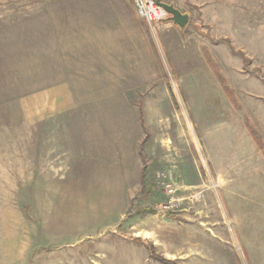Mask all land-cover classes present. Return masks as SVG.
I'll use <instances>...</instances> for the list:
<instances>
[{
	"label": "rangeland",
	"instance_id": "rangeland-1",
	"mask_svg": "<svg viewBox=\"0 0 264 264\" xmlns=\"http://www.w3.org/2000/svg\"><path fill=\"white\" fill-rule=\"evenodd\" d=\"M92 1L0 0V124L21 160L0 175V264H264V0H214L171 57L152 40L149 79L69 71L64 28Z\"/></svg>",
	"mask_w": 264,
	"mask_h": 264
},
{
	"label": "crops",
	"instance_id": "crops-1",
	"mask_svg": "<svg viewBox=\"0 0 264 264\" xmlns=\"http://www.w3.org/2000/svg\"><path fill=\"white\" fill-rule=\"evenodd\" d=\"M163 1L173 3L179 10L188 13L189 19L184 28H179L173 23L171 25L164 23L165 25H161L156 29V38L151 34L144 20H141L137 15L131 0H93L90 4L79 6L78 13L82 17L80 16L77 27L64 28L66 32L63 35L64 37H62L68 40L62 53L64 55L77 56V59L74 57L72 59L76 60L78 69L73 66L68 68L69 71L93 72L92 74L83 75L102 78L149 79L159 75L160 73L155 69L156 51L152 42L159 40L160 46L164 47L170 57L175 55L173 53H176L178 51L177 48L182 46V41L178 37L188 26L192 15L194 13L201 14L203 19L209 21L206 16L211 14L209 13V7L214 2V0ZM212 13H215L212 21L229 23L227 20L230 17L223 15L224 13L220 12V10H214ZM196 19H198V16ZM233 19L238 20L239 15L238 18ZM194 24L198 25L199 22H194ZM145 25L147 29L144 27ZM171 37L174 38L172 39ZM30 39L31 41L33 40V44L29 43L32 49L36 42L35 40H37V33L35 28L32 27L30 28ZM34 50L33 48V52ZM29 59L35 61L32 55ZM151 62H153V68ZM30 67H32V64ZM30 76L36 75L30 74ZM38 124V109L37 105L34 104L33 108L31 107L29 117L30 140L32 137H36ZM6 128L7 125L5 123L0 124V175H3V183L6 180L5 174L8 171L12 173L21 172L20 151L18 153V170L14 168V154H11L9 159L7 158L9 153L7 154L5 145L7 140ZM11 131L9 130L8 132L11 134ZM13 140V137L9 138L10 142ZM34 159L35 157H32L30 153V167L32 165L36 167Z\"/></svg>",
	"mask_w": 264,
	"mask_h": 264
},
{
	"label": "built area",
	"instance_id": "built-area-1",
	"mask_svg": "<svg viewBox=\"0 0 264 264\" xmlns=\"http://www.w3.org/2000/svg\"><path fill=\"white\" fill-rule=\"evenodd\" d=\"M134 8L136 10L137 15L144 20L146 25L151 31H155L157 27L169 21L168 13L155 3L154 0H132ZM166 190L170 193L173 191L171 184H165ZM200 197V192L197 193ZM172 198L169 197L168 204L165 207H168L171 204Z\"/></svg>",
	"mask_w": 264,
	"mask_h": 264
},
{
	"label": "water",
	"instance_id": "water-1",
	"mask_svg": "<svg viewBox=\"0 0 264 264\" xmlns=\"http://www.w3.org/2000/svg\"><path fill=\"white\" fill-rule=\"evenodd\" d=\"M156 4L162 7L168 13V20L179 28H184L188 22L189 14L179 10L173 3H167L163 0H154Z\"/></svg>",
	"mask_w": 264,
	"mask_h": 264
},
{
	"label": "trees",
	"instance_id": "trees-1",
	"mask_svg": "<svg viewBox=\"0 0 264 264\" xmlns=\"http://www.w3.org/2000/svg\"><path fill=\"white\" fill-rule=\"evenodd\" d=\"M157 259L163 264H175L173 261L163 258L162 256H157Z\"/></svg>",
	"mask_w": 264,
	"mask_h": 264
}]
</instances>
